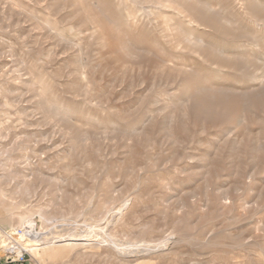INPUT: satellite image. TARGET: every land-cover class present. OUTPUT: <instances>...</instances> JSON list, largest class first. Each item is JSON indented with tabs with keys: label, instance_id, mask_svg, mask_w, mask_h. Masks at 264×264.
<instances>
[{
	"label": "rangeland",
	"instance_id": "374dc122",
	"mask_svg": "<svg viewBox=\"0 0 264 264\" xmlns=\"http://www.w3.org/2000/svg\"><path fill=\"white\" fill-rule=\"evenodd\" d=\"M28 218L79 237L10 264H264V0H0V264Z\"/></svg>",
	"mask_w": 264,
	"mask_h": 264
},
{
	"label": "bare ground",
	"instance_id": "6f19581e",
	"mask_svg": "<svg viewBox=\"0 0 264 264\" xmlns=\"http://www.w3.org/2000/svg\"><path fill=\"white\" fill-rule=\"evenodd\" d=\"M20 228L23 230L22 234H19L18 232L19 227H11L10 232L4 233V235L2 236V241L4 243L3 249L7 251L9 247V243L7 241L9 239V235L14 236L15 238H20L22 239V244L24 248L18 251V256H20L24 252H30L37 262H46L50 259L63 260L69 255L71 248H73L74 246V244H72V242H70L69 240L73 238L72 236L79 235L74 233L61 235L59 241L65 243H63L62 245H57V243H59L57 240L53 241L43 239V234L41 232L36 231L32 218L26 219L22 224V227ZM85 232L86 233L80 238L96 241L100 244L112 243L114 245V249H116L117 252L125 253V250H123L120 244L115 241V238L108 234L109 232L107 233L105 232V230L99 228H92L91 230L87 229ZM14 257H17V255Z\"/></svg>",
	"mask_w": 264,
	"mask_h": 264
},
{
	"label": "built area",
	"instance_id": "2783aa9c",
	"mask_svg": "<svg viewBox=\"0 0 264 264\" xmlns=\"http://www.w3.org/2000/svg\"><path fill=\"white\" fill-rule=\"evenodd\" d=\"M19 230H21V232L18 231L19 234H22L23 230L22 229H19ZM8 243H9V247L7 251H5L6 257H7L6 261L8 264L17 262L20 256H23L24 258L26 253H28V252H24L20 256H18V251L24 248L22 244V240H20L19 238H15L14 236L9 235ZM16 255L17 257H14Z\"/></svg>",
	"mask_w": 264,
	"mask_h": 264
}]
</instances>
